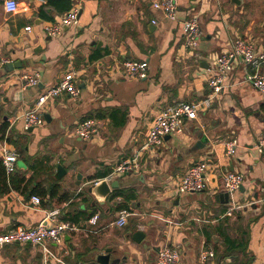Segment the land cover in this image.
<instances>
[{"label": "crops", "instance_id": "crops-1", "mask_svg": "<svg viewBox=\"0 0 264 264\" xmlns=\"http://www.w3.org/2000/svg\"><path fill=\"white\" fill-rule=\"evenodd\" d=\"M153 1L18 0V10L10 14L0 0V59L20 65L0 71V153L3 147L13 152L21 148L30 163L40 162L31 170L18 159L22 164L16 163L14 173L33 180L22 193L0 195V233L45 223L54 210L75 228L59 245L6 246L0 250V264H100L97 257L108 250L110 260L154 264L164 246L179 248L181 264H264V153L256 149L264 138V96L246 81L252 71L241 61L234 62L212 105L185 122L181 134L167 136L143 153L138 171L109 180L117 187L105 199L88 191L95 180L109 175L102 176L106 171L133 156L161 109L209 94L214 60L236 39H248L256 52H264V0H177L176 21L153 9ZM71 9L78 10L77 24L58 37L47 36L43 27ZM189 16L197 17L202 32L193 50L184 48L181 29ZM125 60L147 62V78L124 77ZM34 73L38 85L24 87L20 76ZM68 73L75 75L78 97L49 99L44 123L25 130L23 114ZM101 112L103 119L96 117ZM86 118L99 122V135L90 142L72 135ZM231 140L236 145L228 155L225 144ZM203 160L212 169L206 189L195 195L178 193L180 179ZM58 165L65 171L60 179L55 178ZM226 172L243 175V190L221 203L216 196L224 193L221 177ZM52 181L58 184L56 196L32 206L36 195L30 189L38 184L47 189ZM116 191L124 197L109 200ZM122 203L132 216L117 228L113 222ZM94 214L98 221L91 226ZM240 229L248 232L244 254L223 256V234L236 237ZM138 231L145 235L140 244L132 240ZM203 251L214 257L201 263Z\"/></svg>", "mask_w": 264, "mask_h": 264}, {"label": "built area", "instance_id": "built-area-1", "mask_svg": "<svg viewBox=\"0 0 264 264\" xmlns=\"http://www.w3.org/2000/svg\"><path fill=\"white\" fill-rule=\"evenodd\" d=\"M153 9L160 11L161 14L169 21L177 20L178 4L177 0H156L151 4ZM3 8L6 13H15L18 10V0H3ZM78 22V10L71 9L58 20L48 23L43 27L44 33L49 37H58L65 27L76 25ZM154 24L155 21H152ZM183 35V45L185 49L193 50L197 47L202 32L197 17L189 16L181 26ZM25 31H30V27H26ZM235 61H241L251 68V73L247 76L246 81L258 93L264 96V52H256L253 43L248 39H236L230 50L216 56L214 60L213 75L207 81L209 94L203 99L187 103L182 102L175 106L161 109L153 119L144 142L137 149L130 159H125L117 164L108 176L103 179H97L93 185H97L100 181H109L119 175L138 171L140 169V160L142 154L152 151L161 145L163 139L167 136L178 135L183 131L184 123L193 121L197 118L198 113L207 110L213 101L220 95L224 88V81L227 73L231 70ZM8 59H0V71H2ZM121 74L129 79L144 80L148 75V63L145 61L125 60L121 64ZM20 81L24 87H34L39 83L38 73L24 74L20 76ZM68 95L75 99L79 95V90L75 83V75L73 73L66 74L61 81L39 94L33 107L26 111L22 118L24 129L29 130L44 123L43 108L49 99ZM72 135L82 141H89L99 135V122L97 119H86L78 122L72 130ZM236 141L231 140L225 144L226 153L232 155L235 150ZM259 153H264V138L260 139L256 144ZM19 159L17 153L9 151L3 147L0 153L1 164L5 170V174L10 176L16 170V163ZM210 163L206 160L194 163L186 172V174L177 183L178 193H199L203 192L208 184L206 173L210 170ZM244 177L240 173L226 172L221 177V188L224 193L231 195L237 192L243 185ZM32 206H39L40 198L31 197ZM254 202L251 201L245 206L249 207ZM235 209L240 206L234 207ZM60 212L54 210L49 212L45 221L35 227H15L8 232L0 233V250L9 245H31L44 246L46 243L59 245L65 233L75 230L68 222L59 219ZM132 216L129 210L122 209L118 212L117 218L113 225L117 228H123L127 225L128 219ZM98 221V215L94 214L88 221L91 226H95ZM48 256L51 253L43 249ZM212 251H203L199 260L205 263L208 258H213ZM154 264H181V256L179 248L176 246L162 247L155 258Z\"/></svg>", "mask_w": 264, "mask_h": 264}, {"label": "trees", "instance_id": "trees-1", "mask_svg": "<svg viewBox=\"0 0 264 264\" xmlns=\"http://www.w3.org/2000/svg\"><path fill=\"white\" fill-rule=\"evenodd\" d=\"M104 112L99 113L96 117L99 119L104 118ZM97 118H86V119H97ZM84 119V120H86ZM98 120V119H97ZM4 134V133H3ZM3 134L0 136V139L3 137ZM15 152L18 154L19 158H22L25 163L31 168V170L36 168V165L40 164L39 161H35L30 163V158L26 159L24 156H22L21 148ZM112 172V171H111ZM111 172L106 171L102 176H106L110 174ZM35 173V172H33ZM36 174V173H35ZM106 174V175H105ZM33 179H26L25 173H13L10 176H7L5 174V170L1 164L0 160V195H5L7 193H10L11 191H17V192H24L26 188L30 185ZM32 192L31 194H35L40 198V203L43 198L46 196L53 198L56 196L58 192V184L54 181H52L51 184H49L47 189H42L41 186L38 184L30 189ZM118 197H124V193L122 191H116L110 198L109 200H114L115 198ZM124 204L122 203L117 207L118 212L122 209H124ZM62 221H67L72 224L71 220L69 219H63ZM239 233H237V236H230L228 233L223 234V246H224V254L223 256H233V255H238V253L244 254L245 252V247L247 245V240H248V232L247 230L240 229Z\"/></svg>", "mask_w": 264, "mask_h": 264}, {"label": "water", "instance_id": "water-1", "mask_svg": "<svg viewBox=\"0 0 264 264\" xmlns=\"http://www.w3.org/2000/svg\"><path fill=\"white\" fill-rule=\"evenodd\" d=\"M237 3L236 0H233ZM79 15V14H78ZM16 64V63H15ZM12 63L7 64L4 68L6 72H11L14 68H19L20 65H15ZM44 118L47 117V115H43ZM65 174L64 169L61 167V165L57 166V173L55 178L60 179ZM80 175H78V179H80ZM79 185V184H78ZM117 187L116 183H110L108 184L107 181L102 180L97 185H93L92 187H89L88 191L91 194L96 195L97 197L101 199H105L111 192V189H115ZM240 190H243L242 186L239 188ZM221 203H227L229 200V194L228 193H221L216 196ZM44 225H47V223H43ZM144 234L141 231H138L132 235V240L136 244H140L144 240ZM97 261L100 264H126V259H111L110 260V251H106V255H100L97 257Z\"/></svg>", "mask_w": 264, "mask_h": 264}, {"label": "rangeland", "instance_id": "rangeland-1", "mask_svg": "<svg viewBox=\"0 0 264 264\" xmlns=\"http://www.w3.org/2000/svg\"><path fill=\"white\" fill-rule=\"evenodd\" d=\"M131 80H132V79H131ZM135 81H136V80H135ZM137 81H138V80H137ZM74 139H77V137H74ZM83 142H84V141H83ZM83 142H82V144L84 145ZM88 142H90V141H88ZM88 142H86L85 144L88 145V144H89ZM21 164H22L21 162H18V163H17L18 167H19ZM211 170H212V169H210V170L206 173L207 176H209V174L211 173ZM193 194L195 195V194H198V193H193Z\"/></svg>", "mask_w": 264, "mask_h": 264}]
</instances>
